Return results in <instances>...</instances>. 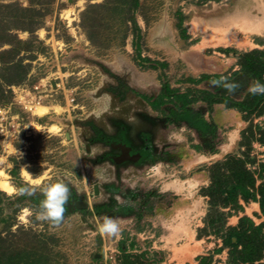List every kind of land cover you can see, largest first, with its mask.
<instances>
[{
    "label": "rangeland",
    "instance_id": "rangeland-1",
    "mask_svg": "<svg viewBox=\"0 0 264 264\" xmlns=\"http://www.w3.org/2000/svg\"><path fill=\"white\" fill-rule=\"evenodd\" d=\"M253 49L264 0H0V264H264L223 241L240 216L264 221L260 202L217 210L204 190L228 154L264 161V141L243 145L264 129V106L240 105ZM57 180L71 196L53 226L39 191L17 190ZM104 216L121 236L99 233Z\"/></svg>",
    "mask_w": 264,
    "mask_h": 264
},
{
    "label": "trees",
    "instance_id": "trees-1",
    "mask_svg": "<svg viewBox=\"0 0 264 264\" xmlns=\"http://www.w3.org/2000/svg\"><path fill=\"white\" fill-rule=\"evenodd\" d=\"M239 61L245 72L264 84V50L253 49L243 52L240 54ZM240 105L249 113L262 114L259 108L264 106V95H252V98H248L246 103L241 102ZM255 134L251 126L245 129L244 141L248 140V142L242 141L243 145L250 146L254 137L264 141V129H260L259 136L256 137ZM259 165V171L250 168L248 160L236 153L228 154L216 161L211 169V182L204 189L205 194L210 197V204L216 206L217 210L221 207L232 209L233 206L242 208L241 198L247 200L253 198L260 202L264 211V161ZM228 228V235L223 237V241L230 242L235 247L241 245L238 252L242 253L243 263L247 261L264 263V221L257 224L253 218L243 215L240 216L236 225ZM198 236H203L202 228H199Z\"/></svg>",
    "mask_w": 264,
    "mask_h": 264
},
{
    "label": "clouds",
    "instance_id": "clouds-1",
    "mask_svg": "<svg viewBox=\"0 0 264 264\" xmlns=\"http://www.w3.org/2000/svg\"><path fill=\"white\" fill-rule=\"evenodd\" d=\"M225 90L230 93H235L239 88V84L235 82L225 83ZM249 92L252 95H264V84L259 80H255L249 86ZM37 190L43 197L39 203L37 211V219L50 222L53 226H59L65 216L66 205L69 203L71 190L62 180L50 182L46 185H27L17 190L18 194L31 196ZM122 225L119 221L110 216H104L99 225V233L102 236L116 238L122 234Z\"/></svg>",
    "mask_w": 264,
    "mask_h": 264
},
{
    "label": "bare ground",
    "instance_id": "bare-ground-1",
    "mask_svg": "<svg viewBox=\"0 0 264 264\" xmlns=\"http://www.w3.org/2000/svg\"><path fill=\"white\" fill-rule=\"evenodd\" d=\"M81 2V1H80ZM81 4V3H80ZM72 13V12H71ZM255 17V16H254ZM69 18V17H68ZM233 20V19H232ZM234 25H239L244 28V30L247 29H253V27L256 25L258 27H260L262 24H260L259 22H261L260 20L253 18L251 15H239L238 17H234ZM230 25V24H229ZM230 27V26H229ZM240 28V27H238ZM242 30V29H241ZM42 34V33H41ZM235 37V36H234ZM237 38V37H236ZM49 107V106H48ZM47 106L45 105H37L36 106V110L41 113L42 115L47 112L48 109ZM50 108V107H49ZM51 125V124H50ZM52 128L56 129L57 126L56 125H51ZM233 132V131H232ZM231 135V134H230ZM232 139V137H231ZM1 170V169H0ZM2 174V173H1ZM25 175L27 176V178H30V173L29 172H25ZM35 180V179H32ZM40 179H36L35 181H39ZM32 182V181H31ZM190 185V184H189ZM0 187L5 190V191H9L12 192L14 190V185L11 184V182L8 180V178L5 175H2V177L0 178ZM257 205V204H256ZM250 210V209H249ZM252 210V209H251Z\"/></svg>",
    "mask_w": 264,
    "mask_h": 264
},
{
    "label": "crops",
    "instance_id": "crops-1",
    "mask_svg": "<svg viewBox=\"0 0 264 264\" xmlns=\"http://www.w3.org/2000/svg\"><path fill=\"white\" fill-rule=\"evenodd\" d=\"M260 24H262V22H259ZM260 27H262V25L260 26ZM260 27H258V26H254L253 27V29H260ZM172 232L170 231V233H169V236H171L172 234H171ZM197 235H198V229H195V232H194V236H195V239H193L194 238V236H191V242H193V240H194V242H196V241H204L203 239H197ZM210 247V246H209Z\"/></svg>",
    "mask_w": 264,
    "mask_h": 264
},
{
    "label": "built area",
    "instance_id": "built-area-1",
    "mask_svg": "<svg viewBox=\"0 0 264 264\" xmlns=\"http://www.w3.org/2000/svg\"><path fill=\"white\" fill-rule=\"evenodd\" d=\"M71 101H75V98H74V97H72ZM34 106H37V105H34ZM111 257H112V256H111Z\"/></svg>",
    "mask_w": 264,
    "mask_h": 264
}]
</instances>
